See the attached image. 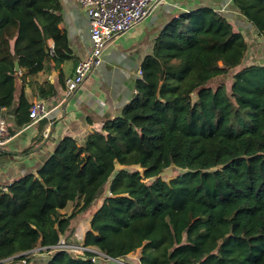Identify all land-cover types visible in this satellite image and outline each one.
Returning <instances> with one entry per match:
<instances>
[{
    "label": "trees",
    "instance_id": "1",
    "mask_svg": "<svg viewBox=\"0 0 264 264\" xmlns=\"http://www.w3.org/2000/svg\"><path fill=\"white\" fill-rule=\"evenodd\" d=\"M232 3L264 36V0ZM61 20L60 0H0V110L15 107L18 79L40 99L57 94L35 77L50 53L71 58ZM247 51L211 8L174 19L120 116L82 142L66 136L36 174L0 190V264L44 253L43 264H121L55 249L61 239L126 264H264V66L245 65ZM32 106L22 92L9 136L32 122ZM170 167L180 172L159 177ZM88 216L80 241L77 218Z\"/></svg>",
    "mask_w": 264,
    "mask_h": 264
},
{
    "label": "crops",
    "instance_id": "2",
    "mask_svg": "<svg viewBox=\"0 0 264 264\" xmlns=\"http://www.w3.org/2000/svg\"><path fill=\"white\" fill-rule=\"evenodd\" d=\"M60 2L62 20L58 28L67 38L71 58L56 62L50 53L43 70L36 75L38 85L51 84L56 88L57 94L50 99H40L37 93H33L28 79L26 82L18 79L15 107L22 92L32 104L43 102L48 111L45 118L47 124L42 129L40 121L31 122L9 136L6 143L0 146V185H9L28 174H36L66 136L82 142L89 133L100 131L104 121L120 116L136 93L135 84L140 79L138 71L145 58L152 55L156 39L183 13L203 8L215 10L232 24L236 32L244 36L248 45L244 64L264 66V36L259 35L233 7L232 0H164L154 7L143 23L108 44L98 68L72 98H67L66 81L74 75L78 63L89 57L92 41L88 14L76 0ZM47 44L52 51L55 47L54 40L49 39ZM24 72L19 68V77ZM61 82L65 84V88L61 86ZM14 108L0 110V119L6 120L8 129L11 130L16 129L13 122ZM46 138L47 142L43 147L35 151ZM30 148L31 152L24 154ZM89 219L90 216L86 217L79 228L74 229L75 236L84 237ZM140 253L138 250L129 257H134L137 261ZM48 255L44 253L37 259L33 258L30 263L12 262V258L5 264H43Z\"/></svg>",
    "mask_w": 264,
    "mask_h": 264
},
{
    "label": "built area",
    "instance_id": "3",
    "mask_svg": "<svg viewBox=\"0 0 264 264\" xmlns=\"http://www.w3.org/2000/svg\"><path fill=\"white\" fill-rule=\"evenodd\" d=\"M164 0H76L88 14L92 50L89 57L78 63L74 75L66 81V97L72 98L85 81L102 62V55L109 43L122 34L143 23L154 7ZM142 78L141 69L138 71ZM48 115L43 102H36L29 110L32 122H38ZM9 138L6 120L0 119V146ZM10 185V184H9ZM2 192L8 191V185H0ZM82 241V238L75 236ZM55 249H63L78 255L92 252V261H115L97 249L84 246L82 242L66 243L63 239ZM9 261V260H7ZM5 261V262H7ZM25 263V262H24ZM119 263V262H118Z\"/></svg>",
    "mask_w": 264,
    "mask_h": 264
},
{
    "label": "rangeland",
    "instance_id": "4",
    "mask_svg": "<svg viewBox=\"0 0 264 264\" xmlns=\"http://www.w3.org/2000/svg\"><path fill=\"white\" fill-rule=\"evenodd\" d=\"M224 79H225V82H228L229 81V77L228 76L226 78H224ZM208 85L215 87L216 86V83L215 82H211ZM229 92L230 91H228V93ZM117 168L120 169L119 166H117ZM129 169H132V170H140L138 167H131ZM173 169H174L173 175H176V174H178L180 172L178 169H175V168H173ZM140 171L142 172V170H140ZM94 209H95V206L92 208V210H94ZM72 211H73V205H70L63 212L64 213H70ZM85 219L86 218H81V217L80 218H77V223L76 224H78V225L82 224L85 221ZM129 259L130 260H135L134 257H130Z\"/></svg>",
    "mask_w": 264,
    "mask_h": 264
},
{
    "label": "water",
    "instance_id": "5",
    "mask_svg": "<svg viewBox=\"0 0 264 264\" xmlns=\"http://www.w3.org/2000/svg\"><path fill=\"white\" fill-rule=\"evenodd\" d=\"M243 63H244V62H243ZM16 70L19 71V66H18V64H16ZM50 130H52V127L50 128ZM45 142H47V138L45 139V141H44L41 145H39V146L35 149V151H37V150H39L40 148H42L43 145L45 144ZM173 172H174V169L170 167V168L164 170L163 172H161L160 175H159V177L172 176V175H173ZM144 183H145L146 185H150V184L152 183V180H146V181H144ZM116 261L119 262V263H121V264H126L124 258H118V259H116Z\"/></svg>",
    "mask_w": 264,
    "mask_h": 264
}]
</instances>
